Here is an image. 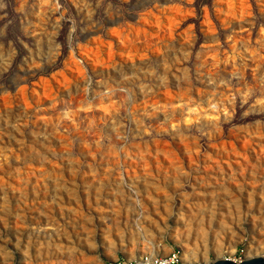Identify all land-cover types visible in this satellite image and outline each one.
<instances>
[{"label": "rangeland", "instance_id": "374dc122", "mask_svg": "<svg viewBox=\"0 0 264 264\" xmlns=\"http://www.w3.org/2000/svg\"><path fill=\"white\" fill-rule=\"evenodd\" d=\"M229 6L0 0V264L183 254L172 234L193 214L209 248L194 264L250 257L264 241V8ZM241 156L261 173L199 191Z\"/></svg>", "mask_w": 264, "mask_h": 264}, {"label": "bare ground", "instance_id": "6f19581e", "mask_svg": "<svg viewBox=\"0 0 264 264\" xmlns=\"http://www.w3.org/2000/svg\"><path fill=\"white\" fill-rule=\"evenodd\" d=\"M219 1L222 2V4H224L225 9H229V7H230L229 6V0H223V1L219 0ZM237 1H239L241 3L243 0H237ZM260 1H261V6L264 8V0H260ZM242 6H241V8H244ZM240 12H241V10H240ZM237 13H239V12H237ZM242 13H244V12H242ZM242 13H239V14L242 15ZM125 43L131 45V43L129 41H126ZM92 58L94 59L96 57L93 56ZM67 65L69 66V68L71 70H74L76 73L80 74L81 66H80L79 62L76 59H74L73 56H70V58H69V60L67 62ZM93 65L95 66V64H93ZM226 156H227V154H226ZM241 157H242L241 159L236 161V164H233L231 162H227L225 165H221V164L216 163V166L213 167V168H215L213 175L207 176V177H203V178L199 179V183H198L199 191L202 193L203 189H205L207 187H211V188H215V187H218V186L226 187L227 184H228V182H227L228 179H230L231 181L240 180L241 177L246 175V170H247V172H249V176L250 177H256L259 173H261V170L258 169L259 167L257 165H252L251 166L248 163H245L246 162V158L244 156H241ZM261 158H262V160L264 159V156L262 154H261ZM143 163L144 164H142V169L141 170L144 172V174L148 175V171L150 170V165H148L147 160H144ZM173 165L175 166V164H173ZM233 166H235L237 170H234ZM162 168H163V171L166 172L167 169L165 167H160V166L158 167V169H160V170H162ZM178 169H180V168H178ZM176 183L178 184V182H175V184ZM197 208H194V209L197 210ZM191 209H192V207H191ZM199 210H200V208H199ZM181 215L182 214L180 213L179 216H181ZM203 222H204L203 218L200 219L198 214H193L192 218H190V219H187V217L181 218V223H182V226H183V228H181L182 230L179 229V230H177L175 232L173 231L174 232L172 234L173 235V237H172L173 240L175 242L179 243L182 246V248H183V254H182L183 258H182V260H183L184 264H194L193 262L196 261L197 259L205 258L207 250H209V248H207L208 245L206 243H204L205 246L203 248H201L198 245H196L195 242H194L195 237L190 233V229H191L192 225L200 226V225L203 224ZM201 228H203V227H201ZM59 234H60V232H59ZM49 239H50V237H49ZM54 239H55V237H54ZM154 239H156V238H154ZM236 240H237V238L231 237V239L227 243H225V241L223 242V240L216 241L215 245L212 248V250L218 256L221 255L223 253V251H230L231 252L233 250V246H234L233 245L234 243H232V241L235 242ZM59 241H62V240L61 239H57L55 241V244L59 245L58 244ZM70 243L71 242H68L67 244L64 243L63 245H61L62 247H60L59 249L60 250H64V248H68L69 249L68 245ZM158 246L159 245L155 246L154 248L149 246V247H147L148 248L147 250L146 249H144L145 251L142 250L141 254H143L145 252L158 253L159 250L156 249V248H158ZM160 249H165V246L160 248ZM123 250H124L125 254H127L128 257L137 256L136 252H135V248H127V249H123ZM167 252H168V250L166 249V251H164L162 255H166ZM263 254H264V241L256 242V243H253V244L251 243L249 245L248 251H247V255L248 256H250V257L253 256V255L261 256ZM105 255H107L108 257H111L113 259L116 258L112 254V250H107L105 252ZM54 257H55V255L54 256H47V255L39 256L40 259H39L38 262L36 261V262L33 263V261H31V260H26L27 262H25V264H55L56 262L54 260ZM79 264H101V261L99 260V258L97 259L96 257H91V256H88V255H82L79 258Z\"/></svg>", "mask_w": 264, "mask_h": 264}, {"label": "built area", "instance_id": "2783aa9c", "mask_svg": "<svg viewBox=\"0 0 264 264\" xmlns=\"http://www.w3.org/2000/svg\"><path fill=\"white\" fill-rule=\"evenodd\" d=\"M239 259L238 261H240ZM105 264H184L182 253L179 250H172L166 255L154 252H145L135 257L118 256L114 260H107Z\"/></svg>", "mask_w": 264, "mask_h": 264}, {"label": "water", "instance_id": "95a60500", "mask_svg": "<svg viewBox=\"0 0 264 264\" xmlns=\"http://www.w3.org/2000/svg\"><path fill=\"white\" fill-rule=\"evenodd\" d=\"M206 264H264L262 256H251L240 261H234L228 258H218Z\"/></svg>", "mask_w": 264, "mask_h": 264}]
</instances>
